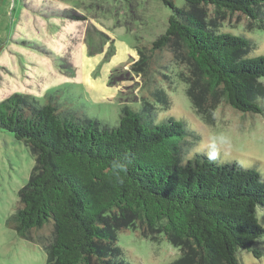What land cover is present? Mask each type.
Masks as SVG:
<instances>
[{
    "label": "trees",
    "instance_id": "16d2710c",
    "mask_svg": "<svg viewBox=\"0 0 264 264\" xmlns=\"http://www.w3.org/2000/svg\"><path fill=\"white\" fill-rule=\"evenodd\" d=\"M161 1L170 11L168 26L151 51L176 37L205 96L220 95L242 113L264 117V53L248 55L251 38L213 28L209 15L240 13L264 23V0ZM140 54L144 72L163 65ZM152 95L165 98L160 90ZM190 96L200 106L192 86ZM154 112L145 103L125 106L115 126L100 129L94 119L80 123L19 94L0 102V129L24 142L34 159L6 225L37 243L45 264H129L117 244L128 229L165 237L179 249L173 264H241L243 250L264 255L260 171L184 152V123L173 116L157 122Z\"/></svg>",
    "mask_w": 264,
    "mask_h": 264
},
{
    "label": "rangeland",
    "instance_id": "374dc122",
    "mask_svg": "<svg viewBox=\"0 0 264 264\" xmlns=\"http://www.w3.org/2000/svg\"><path fill=\"white\" fill-rule=\"evenodd\" d=\"M169 12L161 0H0V102L19 94L80 123L94 119L100 129L115 126L121 108L145 103L157 122L173 116L184 123V152L216 151L219 160L254 167L264 177V117L242 113L220 95L205 96L176 37L167 38L166 50L151 51ZM211 14L213 28L251 38L248 55L264 53V23L240 13ZM140 51L163 65L144 72ZM155 90L165 98L153 97ZM33 164L24 142L0 129V264H45L43 249L6 225ZM257 216L264 226V208ZM117 244L129 264H173L179 256L165 237L139 229L118 233ZM259 244L264 249V239ZM239 257L241 264H264V255L256 259L243 250Z\"/></svg>",
    "mask_w": 264,
    "mask_h": 264
},
{
    "label": "clouds",
    "instance_id": "9594fccd",
    "mask_svg": "<svg viewBox=\"0 0 264 264\" xmlns=\"http://www.w3.org/2000/svg\"><path fill=\"white\" fill-rule=\"evenodd\" d=\"M217 156H218V153L216 151H213V152L209 153L208 158L211 159V160H216L217 159ZM118 167L120 168V171H123L124 170V166L123 165H120ZM117 179L121 183L123 182L122 177H120V175H117Z\"/></svg>",
    "mask_w": 264,
    "mask_h": 264
}]
</instances>
